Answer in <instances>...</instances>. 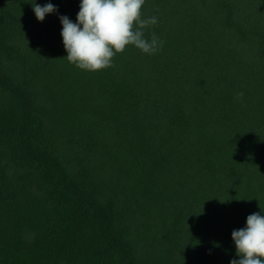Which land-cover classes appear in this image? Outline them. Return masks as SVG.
Wrapping results in <instances>:
<instances>
[{
	"label": "trees",
	"instance_id": "1",
	"mask_svg": "<svg viewBox=\"0 0 264 264\" xmlns=\"http://www.w3.org/2000/svg\"><path fill=\"white\" fill-rule=\"evenodd\" d=\"M80 3L0 0V264L239 260L264 215V0H145L162 50L96 72L66 58Z\"/></svg>",
	"mask_w": 264,
	"mask_h": 264
},
{
	"label": "clouds",
	"instance_id": "2",
	"mask_svg": "<svg viewBox=\"0 0 264 264\" xmlns=\"http://www.w3.org/2000/svg\"><path fill=\"white\" fill-rule=\"evenodd\" d=\"M145 0H81L77 22L61 16L63 44L67 60L77 68L96 72L112 66L113 57L132 45L148 55L162 50L164 42L152 33L145 38L144 29L156 25L158 18H141ZM35 16L43 21L56 9L49 3L33 6ZM244 93L236 94L242 99ZM239 260L230 264H264V215L253 213L246 219V227L233 230Z\"/></svg>",
	"mask_w": 264,
	"mask_h": 264
}]
</instances>
